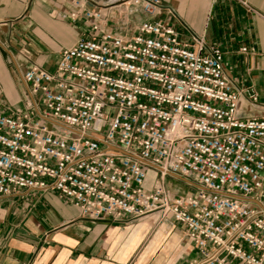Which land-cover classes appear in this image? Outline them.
<instances>
[{"label":"built area","instance_id":"built-area-1","mask_svg":"<svg viewBox=\"0 0 264 264\" xmlns=\"http://www.w3.org/2000/svg\"><path fill=\"white\" fill-rule=\"evenodd\" d=\"M71 2L88 32L54 71L23 70V108L0 106V198L52 191L89 220L156 213L183 226L187 264H264V116L239 115L223 52L181 23L184 40L161 0L120 1L116 15L146 17L128 38L107 29L111 6ZM166 176L196 189L172 197Z\"/></svg>","mask_w":264,"mask_h":264},{"label":"crops","instance_id":"crops-1","mask_svg":"<svg viewBox=\"0 0 264 264\" xmlns=\"http://www.w3.org/2000/svg\"><path fill=\"white\" fill-rule=\"evenodd\" d=\"M71 1L0 0V106L5 110L25 105L24 69L34 64L54 71L60 52L88 32L82 18L71 17L76 11ZM119 1L86 0L85 8ZM239 1L249 8L237 0H161L158 18L174 25L184 40L189 29L218 46L224 75L241 93L239 115L259 117L264 116V0ZM117 7H110L107 29L128 38L146 17L134 10L118 16ZM250 91L258 96L255 103L248 99ZM152 181H145L146 189ZM163 181L172 197L196 189L193 180L166 176ZM183 231L156 213L134 221L89 220L52 191L0 198V264H187L193 252Z\"/></svg>","mask_w":264,"mask_h":264},{"label":"rangeland","instance_id":"rangeland-1","mask_svg":"<svg viewBox=\"0 0 264 264\" xmlns=\"http://www.w3.org/2000/svg\"><path fill=\"white\" fill-rule=\"evenodd\" d=\"M120 4V1L119 2H116V3H114L111 7H113V6H117V5H119ZM118 9H120L121 8V6L120 7H117ZM117 14V13H116ZM115 19H117V18H115ZM111 20H113V19H110V20H108V21H110L111 22ZM118 20V19H117ZM21 108L20 107H16V108H11L10 110L11 111H16V110H20ZM148 179H150V180H146V181H148V182H151L152 180V182L153 183H155V178H153V175L151 174V173H148ZM164 178H166V177H164Z\"/></svg>","mask_w":264,"mask_h":264},{"label":"water","instance_id":"water-1","mask_svg":"<svg viewBox=\"0 0 264 264\" xmlns=\"http://www.w3.org/2000/svg\"><path fill=\"white\" fill-rule=\"evenodd\" d=\"M182 180H184V179H182Z\"/></svg>","mask_w":264,"mask_h":264}]
</instances>
